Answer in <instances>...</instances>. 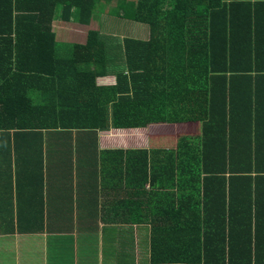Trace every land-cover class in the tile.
<instances>
[{"label":"trees","instance_id":"1","mask_svg":"<svg viewBox=\"0 0 264 264\" xmlns=\"http://www.w3.org/2000/svg\"><path fill=\"white\" fill-rule=\"evenodd\" d=\"M106 7L147 25L148 37L110 45L98 27L61 50L52 30L59 11L65 21L88 24ZM109 71L115 83L97 84ZM192 122L200 123L198 142L191 141L195 163L160 164L146 147L102 149L101 172L113 160L125 164L131 221L146 216L138 207L147 201L153 262L172 260L159 255L174 247L156 242L173 214L180 254L194 234L195 259L177 262L264 264V129L257 128L264 124V0H0L7 179L19 157L41 190L44 159L48 170L64 164L72 173L74 160L96 158L100 130ZM179 142L178 155L191 147L186 138ZM2 217L12 225L14 215ZM14 220L19 230L43 229L40 213Z\"/></svg>","mask_w":264,"mask_h":264},{"label":"crops","instance_id":"2","mask_svg":"<svg viewBox=\"0 0 264 264\" xmlns=\"http://www.w3.org/2000/svg\"><path fill=\"white\" fill-rule=\"evenodd\" d=\"M98 27L108 44H117L113 40L117 39L113 32H106L98 26L96 14L88 24L65 21L61 18L60 11L52 20V30L61 50L68 49L72 43H84L88 30ZM147 37L148 33L142 39ZM115 81L114 71L96 78L100 85L114 84ZM192 124L197 125L198 129L191 141L195 140L197 143L200 123ZM144 128H110L98 131L93 144L96 158L74 160L70 174H66L64 164L56 166V170H48L50 161L44 159L41 190L32 183L31 170L27 167L25 169L19 157L11 159L13 173L12 178L7 179L3 174V166L8 165L7 160L0 154V264H185L177 262L178 259H195L194 234H187L186 239H183L188 248L185 253L180 254L177 249L179 237L172 229L175 223L173 224L171 214L164 229V238L156 243L164 242L165 245L174 247L168 251V255H159L165 260H172L153 262L150 225L153 216L146 210L147 201L143 200L138 207L146 216L139 217L138 222L131 221L129 212L135 205L132 204L134 196H131L129 190L131 178L128 179V174H125V164L116 163L122 168L114 167L113 160L107 163V172H101L103 169L98 160L99 151L146 147V143L139 145L141 138L138 136ZM257 128L259 131L263 130L264 124H259ZM255 129L253 121L250 126L253 136ZM189 145L190 148H185L186 153L176 155L170 161L158 152L156 162L195 163L197 145ZM191 153L194 154V159ZM39 213L43 215L41 231L18 229L20 226L14 220L15 215ZM2 215H14L12 225H6ZM191 224L194 225L192 222ZM29 228L35 227L27 226Z\"/></svg>","mask_w":264,"mask_h":264},{"label":"rangeland","instance_id":"3","mask_svg":"<svg viewBox=\"0 0 264 264\" xmlns=\"http://www.w3.org/2000/svg\"><path fill=\"white\" fill-rule=\"evenodd\" d=\"M109 7L102 8L96 14V22L101 29L106 32H113L116 38H121L122 36L144 38L146 36L148 33L147 25L127 18H119L114 15L113 10H109ZM179 66L182 67L181 65ZM197 129V125L192 123L149 125L138 135L139 139L141 138L139 145L146 143L148 149L174 157L178 155L179 141L186 138V141H189L187 144L191 143L192 145L191 140L197 135ZM129 135H131L130 132ZM167 158L170 161V157Z\"/></svg>","mask_w":264,"mask_h":264}]
</instances>
